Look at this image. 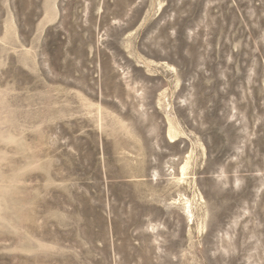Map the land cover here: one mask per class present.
Masks as SVG:
<instances>
[{
  "label": "rangeland",
  "instance_id": "374dc122",
  "mask_svg": "<svg viewBox=\"0 0 264 264\" xmlns=\"http://www.w3.org/2000/svg\"><path fill=\"white\" fill-rule=\"evenodd\" d=\"M0 264H264V0H0Z\"/></svg>",
  "mask_w": 264,
  "mask_h": 264
}]
</instances>
